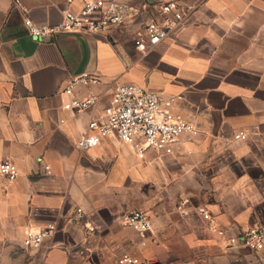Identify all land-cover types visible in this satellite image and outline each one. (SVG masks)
<instances>
[{
  "label": "crops",
  "instance_id": "obj_1",
  "mask_svg": "<svg viewBox=\"0 0 264 264\" xmlns=\"http://www.w3.org/2000/svg\"><path fill=\"white\" fill-rule=\"evenodd\" d=\"M178 1L193 8L190 18L141 54L132 34L144 19L107 35L34 40L25 17L54 26L81 1L20 0L19 9L0 0V161L18 170L13 183L0 175V264H118L124 253L140 259L169 253L176 239L217 249L222 262L219 252L229 250L213 249L198 235L201 223L179 215L184 199L206 206L223 225L264 224V0ZM84 74L99 76L100 84L65 95L70 81ZM119 84L180 95L177 110L198 135L183 136L170 156L148 150L140 159L115 138L76 150ZM89 93L100 97L96 108L70 107L72 98ZM237 133L246 139L233 140ZM137 210L151 222L143 236L121 224ZM47 226L55 230L38 248L23 247L28 231ZM88 226L96 232L88 234Z\"/></svg>",
  "mask_w": 264,
  "mask_h": 264
},
{
  "label": "built area",
  "instance_id": "obj_2",
  "mask_svg": "<svg viewBox=\"0 0 264 264\" xmlns=\"http://www.w3.org/2000/svg\"><path fill=\"white\" fill-rule=\"evenodd\" d=\"M72 0H68L71 2ZM77 11L65 10L62 20L54 26L37 25L25 17L23 26L34 40H45L68 34L100 35L112 31L124 30L129 24L144 19L132 34L135 49L145 54L157 45L172 37L190 18L193 8L178 0H168L157 4L146 0L137 3H125L114 0H80ZM14 6L23 9L20 0H13ZM3 40L0 33V49ZM97 75L84 74L73 78L64 94L71 96L77 86L100 84ZM180 95L153 92L134 84H119L111 93L109 102L93 116L87 124V132L75 143L76 150L86 152L100 145L107 138L130 145L138 158L143 159L148 150L160 156H170L183 136L198 135L196 126L188 121L178 110ZM100 103L98 95L89 93L85 98H72L70 107L78 112L96 108ZM246 139L245 133L233 136L235 141ZM50 174L48 166L42 167ZM0 175L8 183L18 177L16 166L7 160L0 161ZM183 219L196 218L202 228L223 250L247 249L260 252L264 249V224L258 223L247 228L223 225L204 205H192L184 199L177 207ZM77 219H83L84 213L76 209ZM121 224L143 236L151 230V222L145 212L132 211L122 216ZM88 234H94L96 228L88 226ZM53 226H47L38 232L28 231L22 241L25 249H36L54 232ZM118 264H151L128 253L122 254Z\"/></svg>",
  "mask_w": 264,
  "mask_h": 264
},
{
  "label": "rangeland",
  "instance_id": "obj_3",
  "mask_svg": "<svg viewBox=\"0 0 264 264\" xmlns=\"http://www.w3.org/2000/svg\"><path fill=\"white\" fill-rule=\"evenodd\" d=\"M197 228L201 240L206 241L209 246L216 249V242L202 228L201 224H197ZM170 247L171 251L169 253L163 249V251L153 252L151 256L140 255V257L147 258L151 264H166L169 260L175 261L176 264H184L186 262H193L194 264H264V249L260 252H253L247 249H234L224 253L219 252V255L223 256L221 262L218 257H215V252H218L217 249L215 252L210 251L211 249H208V247L194 249L177 239L175 242H172Z\"/></svg>",
  "mask_w": 264,
  "mask_h": 264
}]
</instances>
